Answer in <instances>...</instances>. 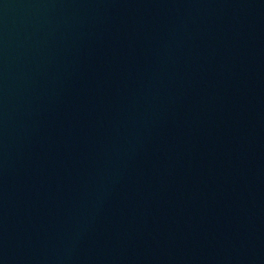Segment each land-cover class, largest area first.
Masks as SVG:
<instances>
[{
    "label": "water",
    "instance_id": "95a60500",
    "mask_svg": "<svg viewBox=\"0 0 264 264\" xmlns=\"http://www.w3.org/2000/svg\"><path fill=\"white\" fill-rule=\"evenodd\" d=\"M0 264H264V0H0Z\"/></svg>",
    "mask_w": 264,
    "mask_h": 264
}]
</instances>
